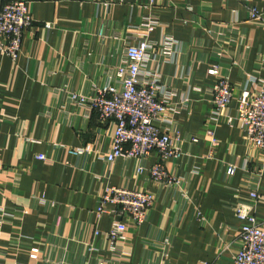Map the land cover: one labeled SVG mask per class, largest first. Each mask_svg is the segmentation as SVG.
<instances>
[{
    "label": "crops",
    "instance_id": "obj_1",
    "mask_svg": "<svg viewBox=\"0 0 264 264\" xmlns=\"http://www.w3.org/2000/svg\"><path fill=\"white\" fill-rule=\"evenodd\" d=\"M26 1L34 24L22 33L18 58L0 51V216L7 214L0 264H229L243 224L231 204L250 201L243 167L260 153L248 150L238 124L211 120L215 78L207 69L216 64L228 75L233 102L249 76L264 77V27L248 20L250 8L264 13V0ZM148 19L157 21L150 41L172 39L169 54L149 51L141 75L155 74L171 106L181 103L164 112L185 138L182 154L166 162L173 186L137 173L142 161L134 158L108 164L114 124L69 98L114 83L126 39L143 34ZM71 148L90 151L77 156ZM156 159L152 152L145 167ZM231 162L238 168L227 179ZM111 186L154 195L143 223L111 204L97 214L99 195ZM253 208L264 229V173ZM116 221L123 238L111 247Z\"/></svg>",
    "mask_w": 264,
    "mask_h": 264
},
{
    "label": "built area",
    "instance_id": "obj_2",
    "mask_svg": "<svg viewBox=\"0 0 264 264\" xmlns=\"http://www.w3.org/2000/svg\"><path fill=\"white\" fill-rule=\"evenodd\" d=\"M248 11V20L264 27V13L255 8ZM156 23L155 19H148L143 34L134 40L126 39L123 59L114 68V83L96 89L94 95L70 93L69 98L95 111L100 122L114 124L112 146L104 155L108 164L119 157L134 158L142 161L137 165V173L147 170L156 184L173 186L178 181L168 173L166 162L182 154L181 145L185 138L175 127H170L174 121L164 119V112L169 105L170 111H179L181 103L171 106L170 97L163 91L155 74L144 79L141 75L142 66L151 49L160 46L164 53L169 54L167 49L172 45V39L164 40L161 44L148 39ZM33 24L34 19L28 11L26 0H8L3 3L0 6V51L15 61L19 56L22 33ZM45 26L49 28L51 25L45 23ZM207 73L215 78L209 89L213 115L211 120L217 122L222 119L229 126L238 124L248 150L260 153V157L252 158L248 155L243 167L246 174L249 173L243 177L242 183L249 188L250 201L231 204V209L243 224L238 230L241 247L229 264H264V229L253 211L254 201L259 198L260 178L264 173V77L249 76L240 86V94L233 102L234 86L228 75L220 72L216 64L210 65ZM187 101L185 99L182 103L186 104ZM162 123L165 124L163 130L160 128ZM210 134L213 136L214 133ZM188 137L190 142H197L196 137ZM212 141L216 142L214 137ZM69 151L78 156L90 150L71 148ZM152 152H155L157 159L147 168L144 162ZM248 157H251L252 162L255 161L251 169H248ZM36 158L45 163L51 162L43 154ZM237 168V163H229L225 171L226 178H231ZM154 199V195L146 190L111 186L99 195L96 212L101 215L107 211L108 204L115 205L119 208L118 215L141 224L147 219ZM6 215L0 216V227L7 220ZM123 228L120 221L113 223L109 231L111 247L117 239L123 238ZM31 256L35 257V254Z\"/></svg>",
    "mask_w": 264,
    "mask_h": 264
}]
</instances>
